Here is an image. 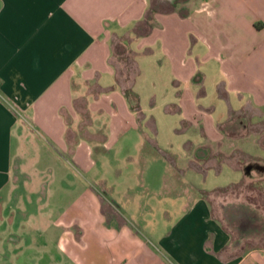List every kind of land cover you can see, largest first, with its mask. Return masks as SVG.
Segmentation results:
<instances>
[{
    "label": "crops",
    "instance_id": "1",
    "mask_svg": "<svg viewBox=\"0 0 264 264\" xmlns=\"http://www.w3.org/2000/svg\"><path fill=\"white\" fill-rule=\"evenodd\" d=\"M34 145L97 187L63 213L72 264H264V0H0V226L23 238Z\"/></svg>",
    "mask_w": 264,
    "mask_h": 264
},
{
    "label": "rangeland",
    "instance_id": "2",
    "mask_svg": "<svg viewBox=\"0 0 264 264\" xmlns=\"http://www.w3.org/2000/svg\"><path fill=\"white\" fill-rule=\"evenodd\" d=\"M122 58V67L128 66V63L125 62L124 56H120ZM129 73L128 68H121V80L126 82L127 75ZM213 80H222L220 75H211ZM194 81H199V77H194ZM129 99H133V95H129ZM27 149V147H25ZM24 149V150H25ZM23 150V151H24ZM39 149L34 145L32 146V159L39 163L40 167L47 168L48 173L41 176H36L32 173L31 177L36 179V181H44L45 188L41 187L36 189L39 192V195L36 198H32L29 195L30 189L23 188V191L20 193L18 203L15 204L14 209L11 211L17 212L22 211L25 214L29 213L25 220H22L21 227L24 228L26 236L21 237V229L17 227H7L8 230L4 231L0 226V238L6 239L7 244L5 247V258L0 259V264H57L62 262H67L68 257L70 259V264L73 263L74 258H77V245L72 240V236L68 233H72V227L66 228L61 225V222L66 220L64 214H68L71 216L83 203L80 200L78 203V194L82 190V185L86 186L87 189L92 192L97 190L95 183L91 182L88 176L80 174L77 169H73L69 164L68 157H66V162L64 163V170H61V164L59 165L57 162L50 158L47 155L39 156ZM34 153V154H33ZM35 155V156H34ZM27 157V156H26ZM52 159V160H51ZM33 166V163H32ZM30 167L24 166V171L27 172ZM27 170V171H26ZM170 172L166 173V178L176 179L178 174L169 175ZM49 180H46L48 179ZM81 180V184H79ZM66 185H62L63 182ZM70 182V184H69ZM71 182H73L71 185ZM41 183V182H40ZM43 183V182H42ZM166 193H174V189L167 188L165 189ZM170 190V191H169ZM180 191L183 195H190L191 189L186 185H182L175 192ZM31 202V203H30ZM12 218V216H10ZM10 236H8V233ZM76 234V233H74ZM75 236V235H74ZM75 241H77L78 237H74ZM17 241V247H22V256L20 255L19 261H14L13 258V250L11 249L10 244H15L9 241ZM26 240L28 243L30 242L32 245L39 246L38 249L35 248V257L29 256L27 250L29 247L25 246L26 243L23 241ZM77 243V242H76ZM15 247V246H14ZM76 247V248H75ZM0 244V251H1ZM63 248H70L65 252ZM70 254V255H69Z\"/></svg>",
    "mask_w": 264,
    "mask_h": 264
}]
</instances>
